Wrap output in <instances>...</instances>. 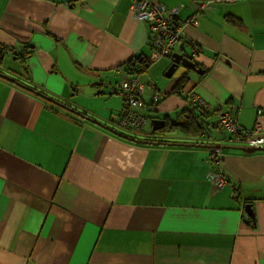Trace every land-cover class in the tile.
Segmentation results:
<instances>
[{"label":"crops","instance_id":"0c3cea01","mask_svg":"<svg viewBox=\"0 0 264 264\" xmlns=\"http://www.w3.org/2000/svg\"><path fill=\"white\" fill-rule=\"evenodd\" d=\"M148 2L179 8L184 47L174 53L203 70L191 79L179 66L167 78L165 57L136 75L145 115L136 138L166 144L119 137L0 77V264H264V152L224 150L229 184L217 189L208 179L210 141L171 134L189 104L185 90L171 93L185 74L190 94L213 112L206 124L229 113L264 134V0ZM130 4L0 0V42L13 49L0 55V73L113 129L119 83L135 77L124 64L150 54L147 23ZM198 4L197 27L184 24ZM154 92L165 93L160 103L152 104ZM165 120L174 130L153 134Z\"/></svg>","mask_w":264,"mask_h":264},{"label":"built area","instance_id":"2783aa9c","mask_svg":"<svg viewBox=\"0 0 264 264\" xmlns=\"http://www.w3.org/2000/svg\"><path fill=\"white\" fill-rule=\"evenodd\" d=\"M130 10L135 20L147 23L148 44L150 54L148 61L153 63L160 58L169 56L178 46H183L182 28L183 25L177 21L178 7L166 8L160 4H150L148 0H130ZM203 4H198L193 14H191L184 24L193 27L198 25V17L202 11ZM12 53V47L0 42V55H9ZM196 55V53H194ZM121 93L123 94L124 108L118 116L116 126L122 132L131 134L133 137L142 135V127L145 122V115L140 113L144 107L142 100L144 86L140 84L136 77H127L119 83ZM165 94V93H164ZM161 92H154L152 95V104H157L165 97ZM189 105L205 108L204 103L195 95L188 94ZM261 130L257 124L252 130L238 128L232 116L229 113H221L212 123H203L200 128V137L202 139L212 138V131L225 133L220 141L233 145H247L252 147H262L264 139L256 140L253 134ZM130 135V136H131ZM263 145H260L262 144ZM221 149L211 148L209 161L211 165L217 166ZM209 179L215 188H221L224 179L217 176L214 171L209 173Z\"/></svg>","mask_w":264,"mask_h":264},{"label":"trees","instance_id":"16d2710c","mask_svg":"<svg viewBox=\"0 0 264 264\" xmlns=\"http://www.w3.org/2000/svg\"><path fill=\"white\" fill-rule=\"evenodd\" d=\"M225 17H226V21L227 22L236 24L238 27H242L241 21H238L237 18H235L234 16L228 15V16H225ZM12 52H13V50H12ZM26 55L28 56L27 53L26 54L23 53V54L17 55L16 57H18L19 59L22 60L24 57H26ZM124 65H125L126 73L136 77V75L140 74L141 72H144L147 69L148 65H150V63L145 58H141V59L139 58V59H136L134 61H129V62H127ZM194 88H195V84L193 86V83L192 84L190 83L189 79H187V75L185 74L178 81V83L175 85V87L172 89L171 93L177 95V94H181L182 90H186L184 92H185V94H188ZM123 106H124V104H123ZM196 111L199 112L200 115H197ZM212 114H213V112L211 113V112H208L206 110L200 109L199 107L191 106V105L188 104L187 108H184V110L181 112V117L183 118V121H180V123L178 124V129L186 137H188L190 139H197L198 136H199V133H200V128H201L202 123L208 117H210ZM74 117L77 118L76 116H74ZM204 123H206V122H204ZM237 127L240 128L238 125H237ZM174 128L175 127H174L173 123L170 124V123H168V121L165 120V126L162 129H159L158 132H154L153 134H155L157 136H159V135L163 136L167 132V129L174 130ZM150 141L159 142V143H165V141H163V140H150ZM196 144H198V143H196ZM224 152H225L224 150H222L220 152L221 156L219 158L217 166L211 165L212 171H214V173L217 176H219V177L224 179V183H223L221 189L224 186H226L227 184H229V177H228L227 173L224 172V169H223V166H222V160H221L222 154ZM209 181L211 182V185L213 186L212 181L210 179H209ZM237 187L234 188V189H237ZM236 193L238 194L239 191H236ZM244 223L249 228H251V229L254 228V220L249 218L247 216V214L245 216Z\"/></svg>","mask_w":264,"mask_h":264},{"label":"water","instance_id":"95a60500","mask_svg":"<svg viewBox=\"0 0 264 264\" xmlns=\"http://www.w3.org/2000/svg\"><path fill=\"white\" fill-rule=\"evenodd\" d=\"M179 48H182V46H180ZM3 56V55H2ZM171 65L169 66V68L167 69L166 73L164 74L165 77L167 78H170L174 72L177 70V68L179 66L183 67L186 71H194L196 74H203V70L201 68H198L197 65H196V62L192 59H190L187 55H180L178 53H173L171 54ZM0 77L4 78V79H7L11 82H13L14 84L18 85L19 87L21 88H24L25 90H28L29 92H32V93H35L37 94L38 96H40L41 98L45 99L46 101L48 102H51L53 104H57L63 108H65L68 112L80 117V118H83V119H86L88 121H92L93 123L97 124L98 126L108 130L109 132L119 136V137H122V138H125V139H129L131 140L132 142H136V143H149V144H152V145H164L166 143H159V142H154V141H145V140H138L136 137H127V136H124L118 132H116V130L110 128V127H107L105 126L104 124L102 123H99V122H96V121H93L91 120L90 118H88L87 116H85L83 113H79L69 107H66L64 105H60L58 102H56L55 100L43 95V94H40V93H37L36 91H34L33 89L27 87V86H24L22 85L20 82L16 81V80H12L10 79L9 77L3 75L2 73H0ZM262 137H264V134L263 135H259V136H256L255 139L256 140H259V139H262ZM173 145H178V146H199L198 144H192V143H177V144H173ZM219 147L221 150H236V151H240V152H243L245 154H254L256 152H264V148H254V147H239V146H217ZM251 205H245L244 207V210H245V213L247 214V216L251 219L254 220V215H253V212L251 210Z\"/></svg>","mask_w":264,"mask_h":264},{"label":"rangeland","instance_id":"374dc122","mask_svg":"<svg viewBox=\"0 0 264 264\" xmlns=\"http://www.w3.org/2000/svg\"><path fill=\"white\" fill-rule=\"evenodd\" d=\"M130 1V0H129ZM130 3H131V1H130ZM130 6H131V4H130ZM130 12L132 13V11L130 10ZM180 47V46H179ZM182 47H184V46H182ZM176 49V48H175ZM174 49V50H175ZM174 50H173V52H172V54L174 53ZM162 58H165V57H162ZM8 60L10 61V62H12V60H13V58H12V56H10L9 58H8ZM16 67L17 66H19L18 64H16L15 65ZM182 68V67H181ZM185 70V69H184ZM177 71V70H176ZM175 71V72H176ZM186 71V70H185ZM175 74V73H174ZM173 74V75H174ZM195 76H197L196 74H195V72L194 71H189V77L191 78V79H193ZM190 81V83L192 84V83H194V82H192L191 80H189ZM186 91V90H185ZM200 100V99H199ZM202 101V100H201ZM203 102V101H202ZM204 103V102H203ZM204 105H205V108L207 107V105L204 103ZM200 108H202V107H200ZM203 110H204V108H203ZM221 114V113H220ZM219 115V114H218ZM209 120V119H208ZM117 121V120H116ZM116 121H115V125L114 124H111L112 125V127H113V129L114 130H116V129H118V128H116L117 126H116ZM257 125V124H256ZM256 125H254V127H252V128H250V129H244V130H252L253 132H254V128H255V126ZM149 127H150V122L149 121H147L146 122V126H145V129H144V131H146V130H148L149 129ZM123 132H125V131H123ZM261 130L259 131V132H257L256 134L254 133L253 134V137H256V136H259V135H262L261 133ZM171 134H176V135H180V131H174V132H171ZM225 134V133H224ZM217 134H214V138H211V139H207V138H204V139H202L201 137H200V133H199V137H200V141H210V147H209V152H210V149L211 148H219V147H217V146H239V147H248L247 145H233V144H228V143H221L220 141L222 140V138L221 139H218L217 137H215ZM218 139V140H217ZM262 139H264V137H262ZM206 143V142H205ZM199 144V143H198ZM260 145H263V143L262 144H260ZM249 147H252V146H249ZM254 148H259V147H254ZM260 148H264V145L262 146V147H260ZM220 149V148H219ZM222 151V150H221ZM256 153H258V152H256ZM208 158H209V156H208ZM207 158V162H208V164H209V167H210V169H209V171H211L212 169H211V163H210V161H209V159ZM208 177H209V175H208Z\"/></svg>","mask_w":264,"mask_h":264},{"label":"bare ground","instance_id":"6f19581e","mask_svg":"<svg viewBox=\"0 0 264 264\" xmlns=\"http://www.w3.org/2000/svg\"><path fill=\"white\" fill-rule=\"evenodd\" d=\"M13 50V49H12ZM171 55H169V56H165V57H170ZM149 62V61H148ZM150 63V62H149ZM153 95V94H152ZM164 99V98H163ZM163 99H161L160 101H159V103L163 100ZM189 100V99H188ZM123 104H124V100H123ZM123 108H124V106H123ZM122 111H123V109H121L120 110V112H119V114H118V116L122 113ZM142 134H143V131H142ZM217 189H221V188H217Z\"/></svg>","mask_w":264,"mask_h":264}]
</instances>
